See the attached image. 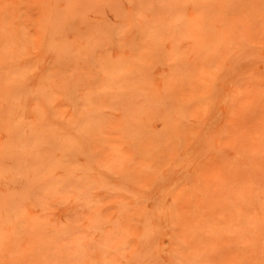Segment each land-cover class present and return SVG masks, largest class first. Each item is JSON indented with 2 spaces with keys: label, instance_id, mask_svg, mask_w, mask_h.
Returning a JSON list of instances; mask_svg holds the SVG:
<instances>
[{
  "label": "rangeland",
  "instance_id": "rangeland-1",
  "mask_svg": "<svg viewBox=\"0 0 264 264\" xmlns=\"http://www.w3.org/2000/svg\"><path fill=\"white\" fill-rule=\"evenodd\" d=\"M0 264H264V0H0Z\"/></svg>",
  "mask_w": 264,
  "mask_h": 264
}]
</instances>
